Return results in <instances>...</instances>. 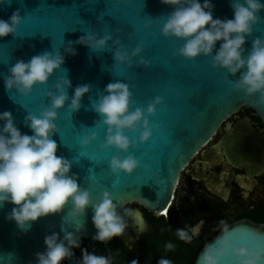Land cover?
<instances>
[{"label": "water", "instance_id": "obj_1", "mask_svg": "<svg viewBox=\"0 0 264 264\" xmlns=\"http://www.w3.org/2000/svg\"><path fill=\"white\" fill-rule=\"evenodd\" d=\"M212 3L213 18H232L230 0H212ZM16 10L22 19L15 33L0 38V112L10 111L20 131L31 134L22 125L23 117L47 104L44 92L55 91L51 85L64 75L63 69L67 70L72 86L67 90L69 96L75 86L89 84V92L82 96L77 112L70 116L64 108L58 110L55 120L58 132L53 135L56 154L73 161L70 173L76 174L78 185L88 189L94 198L101 191L109 192L118 205V214L127 205L136 204L155 218L164 216L172 203L180 173L228 117L247 107L264 123V107L253 103L256 97L234 92L229 81L236 77L228 76L223 69L213 70L210 57L198 56L187 61L173 54L182 41L160 34L163 19L171 11L160 0H9L0 4V19L7 20ZM260 15L264 17V11ZM150 19V25L145 26ZM93 31L111 35L105 51L93 53L85 46L74 44L75 55L65 56L63 69L55 71L46 84L34 86L27 96L5 92L2 77L17 59L27 61L43 51L60 49L64 42H74ZM254 36L264 38V19L254 26L252 36L245 42L246 49ZM137 43L141 44L142 52L132 58L131 65L114 62L115 48L123 45L131 52ZM141 58L147 65L138 63ZM117 79L128 84L134 106L144 107L154 96H159L165 107L157 106L155 116L149 118L150 124L160 125L159 131H154L148 141L129 149L139 166L131 174L112 175L107 161L117 153L112 148L99 147L105 129L95 127L99 116L89 107V100L103 94L104 86ZM92 131L96 132V139L80 148L79 139ZM11 207L5 204L0 210V264H35L34 253L44 251L46 234L55 231L62 235L61 227L73 231L70 218L62 221L67 206L58 214L38 218L25 233H20L14 222L5 220V213ZM81 223L80 240L92 239L96 230L90 209H86ZM227 228L240 230L239 240L230 243L264 253V225L241 220ZM221 230L204 243L194 264ZM76 261L74 256L63 264H76ZM222 264H235L234 258L225 257Z\"/></svg>", "mask_w": 264, "mask_h": 264}, {"label": "clouds", "instance_id": "obj_2", "mask_svg": "<svg viewBox=\"0 0 264 264\" xmlns=\"http://www.w3.org/2000/svg\"><path fill=\"white\" fill-rule=\"evenodd\" d=\"M8 2L0 0V4ZM160 3L171 8L160 26V34L182 41L173 54L187 61L198 56L210 57L213 70L223 69L228 76L236 77L229 81L234 92L244 97L255 96L253 103L264 107V38L254 36L250 46L244 47L254 26L264 19L260 15L264 11V0H230L231 19L213 18L212 0H160ZM21 19L19 10L13 11L7 20L0 19V38L13 35ZM150 23L151 19L145 26ZM111 39L108 33L87 32L74 42H64L60 49L43 51L27 61L17 59L2 77L4 90L27 96L34 86L46 84L55 71L63 69L65 56L75 55L74 44L97 53L105 51ZM114 43L119 45V41ZM141 52L140 43L131 52L120 45L112 51V58L117 65H131L132 58ZM138 63L147 65L142 58ZM63 72L64 75L57 77L51 85L55 91L44 92L48 97L47 104L36 113L27 112L23 117L22 125L31 134L20 131L10 111L0 112V210L5 204L13 205L4 218L14 222L20 233H25L38 218L58 214L67 206L62 221L65 217L70 218L73 231L61 227L62 235L55 231L46 234L44 251L34 253L35 264H63L65 260H73V249L77 248L80 257L76 264H113L111 255H98L80 247L78 233L86 209L91 210V223L96 230L92 236L94 241L106 243L113 237L124 236L129 219L138 234L145 231L147 225L138 209L123 208V213L118 214V205L109 192L101 191L99 197L94 198L88 189L78 185L76 174L70 173L73 161L56 154L57 143L53 135L58 132L55 124L58 110L64 108L70 116L77 112L82 96L90 87L87 83L77 85L69 96L67 90L72 86L67 70L63 69ZM102 93L89 100V107L99 116L95 127L104 126L105 129L99 147L112 148L117 153L107 161V169L112 175L131 174L139 161L129 149L143 144L154 131H159L160 125L150 124L149 118L155 116L157 106H165L159 96H154L144 107L134 106L128 84L119 79L107 83ZM95 139L96 132L92 131L83 135L78 144L84 148ZM202 223L177 228L175 236L185 243L191 242ZM239 238L238 228L229 230L224 226L221 234L201 251L196 264H222L225 257L234 258L235 264H264V253L230 243ZM164 247L171 250L174 245L169 242ZM130 264H137V261ZM157 264H171V261L161 257Z\"/></svg>", "mask_w": 264, "mask_h": 264}, {"label": "flooded vegetation", "instance_id": "obj_3", "mask_svg": "<svg viewBox=\"0 0 264 264\" xmlns=\"http://www.w3.org/2000/svg\"><path fill=\"white\" fill-rule=\"evenodd\" d=\"M224 139L228 141L221 143ZM125 208L138 209L147 225L138 234L129 219L124 236L113 237L131 250L156 228L139 205ZM170 211V222L181 228L203 221L191 244L208 241L224 226L241 220L264 225V123L253 111L242 107L228 117L188 161L162 217Z\"/></svg>", "mask_w": 264, "mask_h": 264}, {"label": "trees", "instance_id": "obj_4", "mask_svg": "<svg viewBox=\"0 0 264 264\" xmlns=\"http://www.w3.org/2000/svg\"><path fill=\"white\" fill-rule=\"evenodd\" d=\"M171 214L172 211L168 213L167 217L160 218L147 214L150 222L155 225L156 231L131 250L113 238L106 243L83 239L80 247L98 255H111L113 264H130L133 260L137 261V264H157L161 257L169 259L171 264H194L199 250L207 239L200 244L185 243L177 239L175 229L181 227L170 222L172 221ZM169 242L174 245V248L166 250L164 246ZM74 252V256L78 261L80 249H74Z\"/></svg>", "mask_w": 264, "mask_h": 264}]
</instances>
